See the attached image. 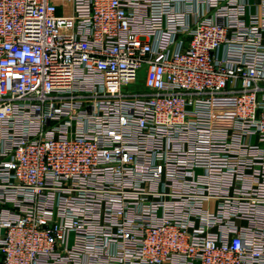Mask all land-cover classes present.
Segmentation results:
<instances>
[{
  "label": "built area",
  "instance_id": "obj_1",
  "mask_svg": "<svg viewBox=\"0 0 264 264\" xmlns=\"http://www.w3.org/2000/svg\"><path fill=\"white\" fill-rule=\"evenodd\" d=\"M0 264H264V0H0Z\"/></svg>",
  "mask_w": 264,
  "mask_h": 264
}]
</instances>
